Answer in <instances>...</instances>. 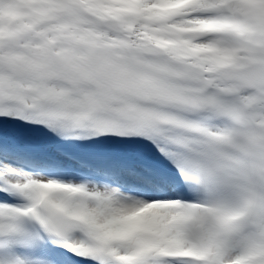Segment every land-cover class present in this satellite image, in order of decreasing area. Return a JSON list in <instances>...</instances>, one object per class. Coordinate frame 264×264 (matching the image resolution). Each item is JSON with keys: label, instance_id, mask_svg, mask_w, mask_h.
<instances>
[{"label": "snow or ice", "instance_id": "6c2138e0", "mask_svg": "<svg viewBox=\"0 0 264 264\" xmlns=\"http://www.w3.org/2000/svg\"><path fill=\"white\" fill-rule=\"evenodd\" d=\"M0 264H264V0H0Z\"/></svg>", "mask_w": 264, "mask_h": 264}]
</instances>
